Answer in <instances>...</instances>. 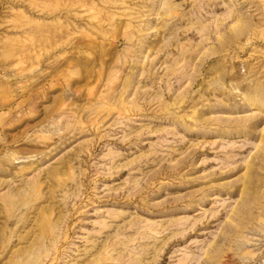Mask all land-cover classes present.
Masks as SVG:
<instances>
[{
    "label": "rangeland",
    "instance_id": "rangeland-1",
    "mask_svg": "<svg viewBox=\"0 0 264 264\" xmlns=\"http://www.w3.org/2000/svg\"><path fill=\"white\" fill-rule=\"evenodd\" d=\"M0 264H264V0H0Z\"/></svg>",
    "mask_w": 264,
    "mask_h": 264
}]
</instances>
